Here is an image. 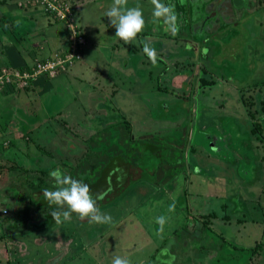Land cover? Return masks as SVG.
<instances>
[{
  "label": "rangeland",
  "instance_id": "rangeland-1",
  "mask_svg": "<svg viewBox=\"0 0 264 264\" xmlns=\"http://www.w3.org/2000/svg\"><path fill=\"white\" fill-rule=\"evenodd\" d=\"M73 2L76 23L85 28L82 57L66 71L43 78L52 86L43 87L34 100L23 99L25 105L6 107L5 100L0 102V118H21L31 111L44 118L43 144L18 146L24 159L32 155L34 163L19 167L1 158L0 170L6 169L7 176L35 175L45 185L52 178L43 170L50 173L59 160L75 164L84 152L80 143L88 148L90 135L116 132L112 125L121 123H127L135 137L145 133L158 146L168 141L175 148L183 147L186 169L163 185L156 187L158 182L151 178L150 184L137 183L113 201L97 205L104 204L100 211L112 217L110 224H90L73 214L70 222L59 225L47 216L42 229L31 230L26 220L44 208L33 197L31 205L22 207L19 221L13 217L8 229H1L0 241L9 237L13 243L9 251L14 249L15 255L20 241L25 242L29 256L42 260L41 264H111L117 255L127 257L131 264H264V201L260 200L261 208L246 200L249 194L233 192L236 184L232 182L237 176V186L244 187L264 176V170L257 173L264 162L254 152V142L248 140L251 130L246 132L247 115L255 113L253 99L264 94L259 86L251 85L264 82V0L238 2L240 11L230 19L232 24L223 17L226 26L216 34L220 38L216 52L212 40L205 42L212 47L207 61L192 60L183 43L173 40L162 23H152L151 0H128L127 7L139 6L145 20L144 30L128 45L114 39L115 28L105 17L112 0ZM53 24L63 26L59 21ZM0 42L7 43L6 39ZM144 43L156 51L168 45V54H163L165 59L172 55L173 64L167 67L172 69L164 71L163 57L153 64L142 51ZM122 62L127 73L116 78L109 65L120 67ZM254 132L258 135L259 129ZM28 139L33 140L31 135ZM6 146L0 143V157ZM62 170L66 173L68 168ZM158 176L161 183L162 174ZM15 188L22 190L20 185ZM172 204L175 209L169 212ZM213 213L217 218L205 231L201 219L207 216L208 221ZM223 213L228 216L225 221L218 217ZM161 215L168 218L162 230L155 223ZM255 243L261 248L251 249Z\"/></svg>",
  "mask_w": 264,
  "mask_h": 264
},
{
  "label": "crops",
  "instance_id": "crops-1",
  "mask_svg": "<svg viewBox=\"0 0 264 264\" xmlns=\"http://www.w3.org/2000/svg\"><path fill=\"white\" fill-rule=\"evenodd\" d=\"M16 2L17 1L15 0H0V40L6 39L7 41L6 44H3L4 42H0V69L29 67L35 60L45 59L49 57L52 53L61 49L64 44L63 26H61L62 28L59 26L57 27V25L53 24L55 23V21L51 17L44 15L36 7L27 5L28 7L25 8L23 6H17V4H15ZM42 16L46 17L43 18ZM77 24L80 26L78 22ZM113 36L110 35L109 37ZM112 45L110 44L108 45V47L114 49L115 45ZM30 48H33V50ZM75 68L76 67H73L72 69ZM43 78L48 77H37L27 88L21 89V94L18 90L15 91L11 87H3L2 89H0V102L5 100L7 104L6 107H12L16 106V103H25L23 99H26L27 101L34 100L38 97V93L40 91H43V87L52 86V84L44 82L45 79ZM254 82L255 81H252V83ZM260 82L262 84H258L257 86H259L260 90L264 92V82ZM249 102L251 103L250 100ZM253 102L255 113L253 112V114H250L249 112V114L247 115L248 127L246 128V132H248L249 129L251 130V138H249L248 140L254 142V152H257L256 155H259L263 163L264 155L262 154L264 153V94L263 98H260L259 100L257 99L256 101H254L253 99ZM28 113L29 114L27 116L21 118L17 116L13 118L10 115L2 116L0 118V140L7 141V146L2 150L0 160L1 158H4L5 160L16 162L19 167H23L24 163H34V157H32V155H26V159H24L25 157L20 153V147L18 146H32L37 142L43 144V142L41 141L40 128L43 127V125H41V122L44 118L43 116L38 118L37 116L39 115V113L37 112V116H34V111ZM249 118L251 120H249ZM14 119H16V121H14ZM19 120L20 124L17 123V121ZM258 129V135H255L254 131ZM30 135L33 138V140L31 141H29L28 139ZM29 157L31 158V160L29 159ZM0 162L3 161L1 160ZM34 167L35 166L33 165L32 168ZM261 170H264V164L258 165L257 173L261 172ZM7 173L8 171L6 169L0 170V209L4 208L7 210L6 215L0 216V231L1 229L3 230L4 228H7V226H9L13 222L8 218L10 214H13V217L16 221H19V219L21 218L20 216L22 207H26V203L28 206L31 205V203L33 202V197L38 196L37 198L39 199L43 197L40 196L41 191L38 187L39 183L43 181H41L39 177H36L35 175L27 176L20 173H12L10 174V176H7ZM255 180L256 181L250 183L251 185H247L246 183L244 184V187H241L237 186L239 183L238 177L236 176L232 181L236 184V189L233 190V192H239V190L246 191L249 194L246 200L258 203L260 207L263 208V205L260 204V200L264 201V187L262 185L264 184V176H259ZM15 185H20L22 190L15 188ZM23 188L25 189L23 190ZM207 213H203V215H206ZM218 217L222 221L228 219L226 213H223ZM204 218L205 216H203V219ZM215 218H217V214L213 213L211 214L208 223L200 222L202 228L205 231L209 230L212 224V220ZM203 219H201V221ZM239 220V218L236 219V221ZM26 222L30 225L29 227L31 230H40L43 226L46 225L45 218L42 212H38L36 216H33V219H27ZM256 224H258V222ZM16 225L18 226V224ZM2 234L3 232H0L1 239L3 236ZM9 240L10 238L8 237L6 241H3V243L0 241L2 243V247L0 246V264H41L42 260L34 258L32 259V257L29 256L30 252L28 251L26 244L23 241H20L21 246H18V255H15V253L17 252H15L14 249H12V252L9 251L11 250L10 247H13V243H10ZM258 248L261 247L259 246L256 249Z\"/></svg>",
  "mask_w": 264,
  "mask_h": 264
},
{
  "label": "flooded vegetation",
  "instance_id": "flooded-vegetation-1",
  "mask_svg": "<svg viewBox=\"0 0 264 264\" xmlns=\"http://www.w3.org/2000/svg\"><path fill=\"white\" fill-rule=\"evenodd\" d=\"M248 1L250 0H163L164 3H170L175 6V12L177 15V23L179 25V29L175 35L172 34L173 36L172 39L181 41L183 43V49L187 50V52L192 56L193 58L192 60L195 61H197L200 58H202L203 61H207V57L210 52L209 49L212 48L206 46L205 42L208 40H212L214 46L216 47L215 48V52H216V49L220 45V38L216 37V34L218 33L219 30L223 29L226 26V23L222 21L223 17L229 19L227 21L228 24H232L230 19L234 17L236 13L239 14L240 11L237 3L240 2L241 5L244 2H248ZM236 16L237 15H235V17ZM180 33L184 35L180 36ZM159 35L160 37H162L161 32L159 33ZM172 39L170 40L174 42ZM170 50L172 51V48ZM163 52H166V54H168V45H164L163 48L158 49L156 51L157 60L160 62L163 57L165 60L164 69L165 68L167 70L172 69V67L167 68L169 64H173L172 55L170 54L171 56L165 59V54H163ZM109 66L110 67L108 68V70L109 69L112 70L116 78L120 77L119 73L126 72V68H125L126 64L124 62H122V64L120 63V67H122L123 69L120 68L119 65L117 66L116 64ZM166 69L164 71H166ZM201 69H205V68L202 66ZM201 71H205V70H201ZM158 80H162V78ZM119 117L124 119L122 114H119ZM145 135L146 134L144 133L140 137L138 136L135 137L134 135L133 137L152 150L151 145L154 144V141H150L149 140L150 138L149 137L147 138ZM80 144H81V149H84V152H82V156L79 157L80 159L78 158V161L75 164H72L70 166L68 165L67 161L59 160L58 162H60V164L58 165V167L57 164H55L54 166L55 169L60 168L61 170L63 167L68 168L66 173L64 172V170L62 171L65 174L70 175L73 179L82 180L84 183L88 184L91 189L93 198L96 199L97 205H99L102 203L101 202L102 199H100V197L99 198L96 197L98 190L104 188L106 189L108 185L112 186V184H115L118 187L123 182L124 180L123 178H125V176L127 175V165L122 164V159L120 158V156H113L109 158L104 163L103 167L99 169L98 172L95 174L92 173L91 168L89 167L79 168L78 166L80 165V162L84 160L83 158L87 153L86 151H88L87 146L83 147V143ZM78 149L79 147L76 149V153L77 151H79ZM48 171H46V174L49 176ZM41 181L44 180L42 179ZM46 183H49L52 190H54L53 189L54 182L52 179H50ZM39 189H41L40 191H42L44 188L41 187ZM43 191L41 192L40 196H43ZM114 199H112L111 201H113ZM46 205L47 202L45 201L43 206ZM103 206L104 204L101 207H99V209H101ZM52 209L56 210L55 206L52 207Z\"/></svg>",
  "mask_w": 264,
  "mask_h": 264
},
{
  "label": "clouds",
  "instance_id": "clouds-1",
  "mask_svg": "<svg viewBox=\"0 0 264 264\" xmlns=\"http://www.w3.org/2000/svg\"><path fill=\"white\" fill-rule=\"evenodd\" d=\"M127 4L128 0H112V4L105 12V17L109 19L110 25L115 28L114 37L125 45L135 40L145 27L141 8L139 6L129 8ZM151 4L153 5L152 23H162L166 31L175 35L179 29L175 6L164 3L163 0H151ZM142 51L153 64L156 63L157 54L153 47L144 43ZM49 176L54 182V190L44 189L43 196L49 206H55L56 210L50 213L55 224L70 222L73 214L80 221L87 219L90 224L103 225L112 222V217L109 214L100 211L88 184L82 180L73 179L60 168L50 171ZM174 209V204L169 205V212L174 211ZM167 219L161 215L155 218V223L162 230ZM111 264H131V261L127 257L117 255L113 257Z\"/></svg>",
  "mask_w": 264,
  "mask_h": 264
},
{
  "label": "trees",
  "instance_id": "trees-1",
  "mask_svg": "<svg viewBox=\"0 0 264 264\" xmlns=\"http://www.w3.org/2000/svg\"><path fill=\"white\" fill-rule=\"evenodd\" d=\"M257 2H259V0H257ZM251 85L256 86L258 84L252 83ZM114 125L116 124H113L112 128H115L116 132L108 134L96 132L89 136L87 142L91 146L88 147V151H86L87 153L83 158L84 160L81 161L78 166L79 168L89 167L91 168L92 173L95 174L103 167L104 163L109 158L113 156H120L122 164L127 165V175L123 178V182L117 187L119 190L121 187H124L119 191V193L128 187H133L137 183L148 181L150 184L151 178L158 182L155 184L156 187H158L165 184L172 176H175L186 169L183 158V147L175 148L168 142L158 146L154 142V144L152 143L153 145H151V150L133 137L127 123H121L117 126ZM181 141H184V139L180 140V142ZM110 145L115 147V150L110 151L107 149ZM178 156L182 158H179ZM43 171L46 172L47 169ZM156 174H162L163 180L161 183H159L160 176L156 177ZM142 176L143 178H148V180L141 181L140 179ZM45 185L47 186V189L50 187L49 183L45 182ZM45 185L44 182H41L38 187L46 189ZM118 194L112 199L116 198ZM112 199L103 203L105 204L110 202ZM42 206L43 205H41V207ZM52 207L54 206H49L47 204L44 208H42L45 224L48 218L47 216L51 218L50 213L53 211ZM206 217L201 221V223H208ZM257 247H259L258 244H255L251 247V249H256Z\"/></svg>",
  "mask_w": 264,
  "mask_h": 264
},
{
  "label": "built area",
  "instance_id": "built-area-1",
  "mask_svg": "<svg viewBox=\"0 0 264 264\" xmlns=\"http://www.w3.org/2000/svg\"><path fill=\"white\" fill-rule=\"evenodd\" d=\"M28 5L40 7L55 21H59L64 29V44L58 51L52 53L45 59H38L27 68H1L0 89L11 87L24 89L39 76L53 77L64 71L73 63L79 61L82 53V46L85 43V36L81 27L75 20V5L73 0H20L17 6ZM6 146L7 141H0ZM7 210L0 209V216L6 215Z\"/></svg>",
  "mask_w": 264,
  "mask_h": 264
},
{
  "label": "water",
  "instance_id": "water-1",
  "mask_svg": "<svg viewBox=\"0 0 264 264\" xmlns=\"http://www.w3.org/2000/svg\"><path fill=\"white\" fill-rule=\"evenodd\" d=\"M123 188L124 187H121L120 190H122ZM120 190L117 188V185H115V184H112V186L108 185L106 187V189L105 188L104 189H99L98 192H97L96 197H100V199H102L101 202L103 203V202H106V201L112 199L114 196H116L119 193ZM40 202L44 203L45 201H41V199H40ZM8 218L10 219V221H12L13 214H10Z\"/></svg>",
  "mask_w": 264,
  "mask_h": 264
}]
</instances>
